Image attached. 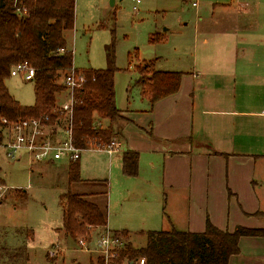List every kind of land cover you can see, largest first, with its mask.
Returning <instances> with one entry per match:
<instances>
[{
  "label": "crops",
  "instance_id": "crops-1",
  "mask_svg": "<svg viewBox=\"0 0 264 264\" xmlns=\"http://www.w3.org/2000/svg\"><path fill=\"white\" fill-rule=\"evenodd\" d=\"M198 21L190 57L158 69L184 73L179 92L153 108L143 100L135 116L119 109V150L106 155L124 192L115 213L108 192L107 227L92 239L106 229L127 232L130 243L172 228L203 233L207 222L230 233L264 231V0L216 4ZM62 125L49 129L53 139L59 131L64 139ZM129 152L139 155L134 178L122 173ZM239 248L229 264H264V237H243Z\"/></svg>",
  "mask_w": 264,
  "mask_h": 264
},
{
  "label": "trees",
  "instance_id": "trees-1",
  "mask_svg": "<svg viewBox=\"0 0 264 264\" xmlns=\"http://www.w3.org/2000/svg\"><path fill=\"white\" fill-rule=\"evenodd\" d=\"M76 1L0 0V145L11 125L32 119L50 131L63 123L65 131H72L74 145L83 151H103L114 142L115 125L124 118L116 106L117 69L113 46L106 49L107 69L81 71L85 82L73 91L69 117L58 109L59 96L68 92L60 79L74 69V55L65 33L74 30ZM160 40L156 36L152 42ZM19 64H27L35 70V104L30 107L17 101L7 87L12 68ZM137 69L141 99L152 108L179 92L184 73L160 71L157 60L144 61ZM102 120L109 123L108 128L98 124ZM66 170L68 191L60 197L61 231L78 245L79 239L90 241L93 231L107 227V213L106 207L91 202L95 195L72 192V186L82 182L80 162H70ZM122 173L125 177H137V153L123 155ZM121 234L127 239V232ZM32 236L29 232V240ZM144 236V247L135 249L128 241V246L118 253L112 264L141 258H145L147 264H229L231 257L240 253L241 238L264 237V231L238 228L230 233L207 222L203 233L172 228L147 232ZM6 258L13 263L28 261L23 248L10 251L1 247L0 260ZM97 264L104 263L99 259Z\"/></svg>",
  "mask_w": 264,
  "mask_h": 264
},
{
  "label": "rangeland",
  "instance_id": "rangeland-1",
  "mask_svg": "<svg viewBox=\"0 0 264 264\" xmlns=\"http://www.w3.org/2000/svg\"><path fill=\"white\" fill-rule=\"evenodd\" d=\"M110 1L77 0L75 27L65 33V39L74 55V68L80 72L107 69L106 49L114 47L116 106L135 116L136 110L144 106L137 86L138 66L144 61L157 60V69L170 70L173 64H178V59L190 57L186 53L193 49L198 18L206 17L213 5L229 0H141L138 5L135 0H115L113 6ZM194 2L197 7L193 6ZM156 36L161 40L153 43ZM63 82L64 75L60 79ZM7 87L23 106L34 105L33 81L11 77ZM59 100L66 102L68 95L61 94ZM100 124L105 129L109 126L104 120ZM45 131L49 134V129ZM61 135L59 131L55 140H60ZM4 144L0 145V249L23 248L28 261L13 263L6 258L0 264H89L90 260L97 264L101 256L95 240L88 242L89 252H86L60 231V197L68 191L69 162L36 163L28 154L13 161L7 157ZM104 153L93 150L82 153L79 161L82 182L73 185L72 192L95 194L91 202L105 207L110 191V209L115 213L120 211L124 185L115 182V167ZM109 224L115 228L118 220L113 217ZM28 230L35 234L32 242ZM131 243L139 249L146 245V238L136 234ZM56 251L58 254L53 255Z\"/></svg>",
  "mask_w": 264,
  "mask_h": 264
},
{
  "label": "built area",
  "instance_id": "built-area-1",
  "mask_svg": "<svg viewBox=\"0 0 264 264\" xmlns=\"http://www.w3.org/2000/svg\"><path fill=\"white\" fill-rule=\"evenodd\" d=\"M140 4L141 0H135ZM197 7V3H193ZM136 9V8H135ZM21 76L24 81L32 82L35 77V70L27 64H19L12 68L11 77ZM85 82L82 72H77L74 68L64 78L63 84L68 90V100L58 104L59 111L69 117L73 105V91ZM47 128L43 127L38 120H27L18 124L11 125L5 132L6 155L10 160L16 161L22 159L23 154H28L32 162L50 163L67 160L68 162L80 161L83 150L77 148L73 143L72 131H65V138L55 140L51 138L50 133L46 134ZM116 140V139H115ZM106 147L103 152L108 155L119 150L120 144L115 141ZM2 145V144H1ZM1 197V194H0ZM95 247L100 251V258L104 264H112L117 259L120 251L125 250L128 246V240L121 234L106 229L103 233L98 234L95 239ZM89 241L79 239L78 246L85 248ZM58 254L57 251L52 253ZM124 264H147L145 258L137 259L133 262Z\"/></svg>",
  "mask_w": 264,
  "mask_h": 264
},
{
  "label": "water",
  "instance_id": "water-1",
  "mask_svg": "<svg viewBox=\"0 0 264 264\" xmlns=\"http://www.w3.org/2000/svg\"><path fill=\"white\" fill-rule=\"evenodd\" d=\"M114 3H115V0H111V1H110V5H111V6H113Z\"/></svg>",
  "mask_w": 264,
  "mask_h": 264
}]
</instances>
